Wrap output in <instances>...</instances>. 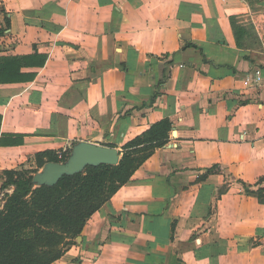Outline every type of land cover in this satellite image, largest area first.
Returning a JSON list of instances; mask_svg holds the SVG:
<instances>
[{
  "label": "crops",
  "instance_id": "0c3cea01",
  "mask_svg": "<svg viewBox=\"0 0 264 264\" xmlns=\"http://www.w3.org/2000/svg\"><path fill=\"white\" fill-rule=\"evenodd\" d=\"M35 53L0 85V206L40 154L171 124L52 264H264V0H0V58Z\"/></svg>",
  "mask_w": 264,
  "mask_h": 264
},
{
  "label": "trees",
  "instance_id": "16d2710c",
  "mask_svg": "<svg viewBox=\"0 0 264 264\" xmlns=\"http://www.w3.org/2000/svg\"><path fill=\"white\" fill-rule=\"evenodd\" d=\"M243 31L240 27L234 29L238 47ZM45 62L46 56L37 53L0 58V85L31 82L35 74L23 70L42 68ZM170 131V122L163 120L124 145L116 166H87L82 173L65 175L52 186L33 184L37 170L5 172L1 189L12 192L4 193L0 206V264L57 261L80 236L89 218L130 180L156 149L167 144ZM1 144L16 146L22 140L2 139ZM69 155L70 152L58 159L49 153L40 154L36 157L37 166L42 168L44 158L48 163H64Z\"/></svg>",
  "mask_w": 264,
  "mask_h": 264
},
{
  "label": "water",
  "instance_id": "95a60500",
  "mask_svg": "<svg viewBox=\"0 0 264 264\" xmlns=\"http://www.w3.org/2000/svg\"><path fill=\"white\" fill-rule=\"evenodd\" d=\"M119 160V153L116 149L81 143L72 150L66 162L47 163L42 173L33 177V184L36 187L52 186L65 175L73 176L82 173L87 166H116Z\"/></svg>",
  "mask_w": 264,
  "mask_h": 264
},
{
  "label": "built area",
  "instance_id": "2783aa9c",
  "mask_svg": "<svg viewBox=\"0 0 264 264\" xmlns=\"http://www.w3.org/2000/svg\"><path fill=\"white\" fill-rule=\"evenodd\" d=\"M260 75H261V73H260V70L259 69L254 70L253 71V74L251 76H248V77L245 78L244 85L246 87H249L251 84L258 85L260 83V79H261L260 78ZM62 155L63 154H59L57 156L58 159H62Z\"/></svg>",
  "mask_w": 264,
  "mask_h": 264
},
{
  "label": "rangeland",
  "instance_id": "374dc122",
  "mask_svg": "<svg viewBox=\"0 0 264 264\" xmlns=\"http://www.w3.org/2000/svg\"><path fill=\"white\" fill-rule=\"evenodd\" d=\"M255 42H254V39H249V41H247V44H251V45H253ZM69 158V157H68ZM67 158V159H68ZM67 159L65 160V162L67 161ZM26 170H28V169H26ZM32 171V170H31ZM42 173V172H41ZM36 175V174H35ZM34 175V176H35ZM11 190V191H10ZM8 191H10L8 194H10L11 192H12V189H8ZM4 193H7V190L6 191H4L3 192V195H4ZM3 204V196H2V201H1V205ZM76 240V239H75ZM75 240L72 242L73 244L75 243ZM71 246V245H70ZM70 246H67L66 248H68V247H70Z\"/></svg>",
  "mask_w": 264,
  "mask_h": 264
}]
</instances>
